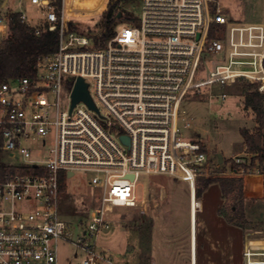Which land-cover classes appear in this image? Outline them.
Segmentation results:
<instances>
[{
	"label": "built area",
	"instance_id": "1",
	"mask_svg": "<svg viewBox=\"0 0 264 264\" xmlns=\"http://www.w3.org/2000/svg\"><path fill=\"white\" fill-rule=\"evenodd\" d=\"M6 2L0 41L9 34ZM24 2L41 17L31 25L17 12L21 22L37 35L58 30L59 47L39 59L35 75L0 81V264H58L61 241L79 264H113L97 237L114 210L137 208L141 176L186 180L194 206L207 155L198 139L185 137L191 124L179 116L181 101L202 89L225 100L212 87L238 78L258 84L264 96V25L232 23L212 0H141L136 22L95 48L66 31L56 0H17V7ZM77 78L97 111L84 102L71 109ZM61 173L65 181L89 174L85 183L99 194L76 235L59 214ZM242 264H264V249L245 248Z\"/></svg>",
	"mask_w": 264,
	"mask_h": 264
},
{
	"label": "rangeland",
	"instance_id": "2",
	"mask_svg": "<svg viewBox=\"0 0 264 264\" xmlns=\"http://www.w3.org/2000/svg\"><path fill=\"white\" fill-rule=\"evenodd\" d=\"M61 1L63 7V0ZM72 1L66 0V25L71 23L74 32L92 39L101 32L100 19L108 0H102L97 11L78 6L81 2L89 4L93 0H75L78 10L76 17L71 18L67 14ZM212 1L232 23L264 25V0ZM16 2L17 0H10L15 12H23L29 19V24H36L41 17L39 9L26 2L23 7L18 8ZM105 2L102 12L93 15L101 10ZM122 8L137 17L141 0L128 2ZM123 26H129V23L121 20L114 31ZM209 59H213V56ZM199 76L204 78L205 71L202 70ZM248 84L252 83L243 78L227 81L221 88L213 86L211 91L212 94L225 93V100L217 96L209 99L207 89H202L199 95L188 94L179 105L180 118L191 124L190 129L184 132L185 137L198 139L207 155V163L198 179L218 172L230 175L234 165L239 176L243 175L246 179L244 212L247 224L244 228L234 226L238 234L234 247L235 264H242L245 248L264 249V199L260 197L264 163L255 162L254 166L251 165L252 156L242 150L243 141L239 134L241 129L249 132L256 129L253 113L244 106L245 87ZM90 93L92 94V89ZM179 124L182 125L181 120ZM218 154L222 156V163L218 162ZM88 177L89 174L75 173L72 179L75 182L63 180L59 214L62 220L74 227V235L79 232L78 226L84 225L89 213L99 206L98 192L85 183ZM188 194V184L184 179L161 174L141 176L136 187L137 208L114 210L110 228L97 237V249L108 251L113 264H151L153 257L160 264H190ZM231 204L230 201H224L222 207L226 208ZM212 211V208H207L205 216L212 217ZM200 215L198 212V222ZM217 222L208 220L207 223L215 238L221 240L227 231L225 229L224 233V227ZM197 238L199 240V225ZM197 244L199 246L200 242ZM74 254L75 249L71 245L62 241L58 243V264H79L80 257H74Z\"/></svg>",
	"mask_w": 264,
	"mask_h": 264
},
{
	"label": "trees",
	"instance_id": "3",
	"mask_svg": "<svg viewBox=\"0 0 264 264\" xmlns=\"http://www.w3.org/2000/svg\"><path fill=\"white\" fill-rule=\"evenodd\" d=\"M132 1L134 0H108L100 19L101 32L91 39L95 48H102L114 36V27L121 20L129 24L136 22L137 17L122 8ZM55 3L61 8V0H56ZM8 19L9 34L0 41V81L35 75L39 59L55 54L59 47L58 30L52 32L45 30L37 35L34 28L21 22L19 13L10 12ZM73 30L71 23L66 25L67 32ZM209 36H215L214 27L210 28ZM244 106L253 113L256 129L253 132L241 129L239 134L246 152L252 156L251 165L254 166L255 162L264 163V96L258 91V84H248L245 87ZM236 168L235 165L232 166L230 175L218 172L197 179L194 197H200L209 185L218 184L222 198L225 202L232 203L226 208L219 209L218 214L227 224L244 228L247 224L244 212L246 179L243 175L239 176ZM64 179L61 173L59 178V182L62 181L61 192L64 190ZM260 192L261 199H264V170L261 174Z\"/></svg>",
	"mask_w": 264,
	"mask_h": 264
},
{
	"label": "crops",
	"instance_id": "4",
	"mask_svg": "<svg viewBox=\"0 0 264 264\" xmlns=\"http://www.w3.org/2000/svg\"><path fill=\"white\" fill-rule=\"evenodd\" d=\"M79 2L81 0H78ZM75 0L72 1V5L69 8L68 16L76 17V13L78 6L75 4ZM75 4V5H74ZM6 10H14L12 7L10 0H7L6 4H3ZM65 5L66 0H63V11L65 14ZM106 2L104 3L101 10L93 15H98L105 8ZM19 12V11H18ZM65 16V15H64ZM239 104H236L238 106ZM256 126V123H255ZM243 141V140H242ZM241 142L242 150H245L244 144ZM236 156V155H235ZM189 195V194H188ZM224 198H222V193L218 184H211L209 187L203 192L200 198L194 197L193 207L191 206V201L188 196V209L190 215V223H189V235L190 242L194 245V251L190 252V264H235V244L237 241V232L236 227L229 225L225 222L224 218L218 214V210L222 207ZM207 208H212V217L205 216ZM211 210V209H210ZM198 212L201 213L200 221L198 222ZM212 218V219H211ZM208 220L218 221V225H222L224 227L225 237L221 240L215 238V235L212 234L208 226ZM198 225H199V240H198ZM194 226V227H193ZM194 228V231H193ZM193 236H192V233ZM198 241L200 245L198 246ZM151 264H160L159 261L155 260L153 257Z\"/></svg>",
	"mask_w": 264,
	"mask_h": 264
},
{
	"label": "water",
	"instance_id": "5",
	"mask_svg": "<svg viewBox=\"0 0 264 264\" xmlns=\"http://www.w3.org/2000/svg\"><path fill=\"white\" fill-rule=\"evenodd\" d=\"M79 102H84L90 109L97 111L90 98L87 84L81 78L76 79L74 88L71 93V109ZM120 140L123 143H128V138L125 136H121ZM217 158L218 162L222 163V156L220 154H218Z\"/></svg>",
	"mask_w": 264,
	"mask_h": 264
},
{
	"label": "bare ground",
	"instance_id": "6",
	"mask_svg": "<svg viewBox=\"0 0 264 264\" xmlns=\"http://www.w3.org/2000/svg\"><path fill=\"white\" fill-rule=\"evenodd\" d=\"M101 2L102 0H93L92 3H89V4L81 2L78 6H81L84 9H91V10L97 11L100 8ZM190 247H191V257H192L193 255L192 252L194 251V245H192L191 242H190Z\"/></svg>",
	"mask_w": 264,
	"mask_h": 264
}]
</instances>
